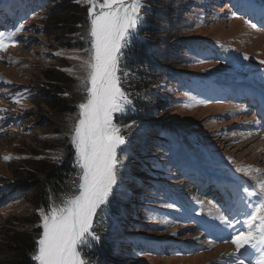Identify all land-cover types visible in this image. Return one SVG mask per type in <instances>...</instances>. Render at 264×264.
Instances as JSON below:
<instances>
[{
    "label": "rangeland",
    "instance_id": "1",
    "mask_svg": "<svg viewBox=\"0 0 264 264\" xmlns=\"http://www.w3.org/2000/svg\"><path fill=\"white\" fill-rule=\"evenodd\" d=\"M12 1L19 18L0 31L21 24L23 30L17 34L15 46L0 52V264L10 259L11 235L27 232L36 237L42 232L38 210L48 207L49 197L59 201L75 191L78 177L70 135L77 105L85 98L81 87L85 73L79 67L91 47L89 5L84 0L68 2L81 11L73 28L52 25L50 20L53 11L64 7L62 0H0V8L7 9ZM240 1L258 8L261 0ZM161 2L158 11L147 9L160 18L158 26L164 32L150 48V54L159 56L164 64L156 70L161 71L157 75L161 78L150 82L157 95L145 98L154 118L129 128L123 118L136 113V107L115 114L126 143L118 152L117 184L104 211L95 218L100 239L83 247L91 264H227L235 251L230 240L204 237L196 244L193 241L200 230L195 222L207 229L211 226L207 220L213 206L196 193V179L206 174L239 178L242 194L255 181L234 168L264 170V129L249 130V110L223 102L222 94L232 85L250 87L248 76L264 60V30L251 29L228 0ZM26 7L30 8L27 17L21 14ZM145 22L146 18L141 26ZM244 55L249 59L244 60ZM46 71L58 72L68 79V85H49ZM260 75L261 71L255 77ZM17 96L19 103L12 99ZM5 155L13 158L5 161ZM143 156L151 160L145 163ZM65 161L69 166L63 191L56 194L51 187H41L40 165L56 168ZM173 167L177 173L172 172ZM183 174L187 180L181 178ZM40 189L43 196L38 204ZM234 196L237 198V192ZM184 207L185 214L181 212ZM100 233L106 242H112L113 262L102 263L96 255ZM215 236L213 239L221 240ZM36 247L35 243L31 264H36L32 260Z\"/></svg>",
    "mask_w": 264,
    "mask_h": 264
},
{
    "label": "snow or ice",
    "instance_id": "2",
    "mask_svg": "<svg viewBox=\"0 0 264 264\" xmlns=\"http://www.w3.org/2000/svg\"><path fill=\"white\" fill-rule=\"evenodd\" d=\"M84 3L89 5L91 47L87 50L88 58L79 67L85 73L81 81L85 98L77 105L78 116L70 135L78 183L74 185L75 191L59 201L49 197L52 202L48 207L38 210L42 232L32 255L36 264H91L83 255V247H91L100 239L94 228L95 218L104 211L117 184L121 164L118 152L126 143L114 115L133 105L130 93L123 89L121 63L144 22L143 0H84ZM245 23L253 30L258 28L256 23ZM22 30L21 24L14 30L0 31V52L7 51L9 45L15 46L16 36ZM243 59L249 57L244 55ZM259 63L264 65V60ZM123 75L126 77L128 73L123 71ZM12 99L19 103L18 96ZM248 123L260 122L253 119ZM12 158L2 157L5 161ZM235 171L250 176L254 186L251 190L244 187L242 194L237 189V199L231 205L223 211L213 207L209 215L232 230L225 242L230 240L235 251L227 264H245L248 257H255L250 264H264V170L238 165Z\"/></svg>",
    "mask_w": 264,
    "mask_h": 264
},
{
    "label": "trees",
    "instance_id": "3",
    "mask_svg": "<svg viewBox=\"0 0 264 264\" xmlns=\"http://www.w3.org/2000/svg\"><path fill=\"white\" fill-rule=\"evenodd\" d=\"M62 1L65 8L63 7L56 12L53 11L52 16L50 17L52 25L69 24L73 28L80 21L79 16L81 15V11L77 7L68 4L69 0ZM143 3L146 6L144 10V18H146V22L143 26L139 27L137 34L131 41L128 49L125 50V56L121 63L122 70L128 73L126 77L123 75V71L121 73L123 89L130 93V98L134 102V105L132 106L136 107L137 110L134 114L125 115L123 122H128V124L132 123L133 126L154 118L151 110L147 109V106H145V98H151V95H157V92L153 91L152 83L150 82H154L157 75H162L160 73L161 71L157 73L156 70L161 67L164 68V64L160 61V57L150 54L152 43H156L161 35H164V32L161 31L158 26V19L160 18H156V16L153 15L154 12L148 13L147 11V9L158 11L159 9L157 7H159L162 2L161 0H143ZM151 70H154V72H151ZM44 78L49 85L61 84L63 87H66L69 83L67 78L62 77L58 72L54 71H46L44 73ZM160 78L161 76L157 77V79ZM135 99H137V101ZM139 105H141L140 108ZM114 122H116L115 115ZM68 166L67 161L63 162L56 168H48L47 166L40 165L38 171H40L44 177V183L41 187H43V185L51 187L56 194H60L64 189L63 187L66 182L65 177ZM42 191L43 190L40 189L37 193L38 204L42 203ZM40 234L41 231L39 230L36 237L27 232L11 235L10 238H8V241L10 242L8 248L11 250L9 253L10 259L7 260L5 264H31L29 257ZM102 236L103 235L101 234V237ZM111 245L112 242H106L105 238L102 237L99 245V252L96 254L102 263H107L108 261L113 262V260H115L112 255H110ZM83 255L85 259L91 261L89 256H86L84 253Z\"/></svg>",
    "mask_w": 264,
    "mask_h": 264
},
{
    "label": "bare ground",
    "instance_id": "4",
    "mask_svg": "<svg viewBox=\"0 0 264 264\" xmlns=\"http://www.w3.org/2000/svg\"><path fill=\"white\" fill-rule=\"evenodd\" d=\"M44 54H46V52H44ZM79 59H77V61H78ZM258 70H254L249 76H248V80H249V84H250V87L251 88H255V89H257V90H259L260 92H261V94H263L264 95V68L263 67H258L257 68ZM260 71L263 73V75H260L259 76V78H257V77H255V75H256V73L257 74H259L260 73ZM254 76V77H253ZM236 84V83H235ZM249 134V133H248ZM192 135V134H191ZM253 135V134H252ZM263 167H264V165H263ZM173 171L172 172H174V173H177V170L176 169H174V167H173V169H172ZM181 170V169H180ZM225 184V183H224ZM255 184V183H254ZM229 194H223V193H221L219 196H218V200L217 201H225L226 200V198H227V196H228ZM207 204V203H206ZM214 207H221V204L219 205V206H217V205H215ZM204 213L205 214H207V211H204ZM209 216V215H208ZM208 217H206L205 219H207ZM207 222L208 223H216V222H218V220H216V219H213V217L212 216H209V219L207 220ZM211 225V224H210ZM218 226V228H217V230H219V232H217L215 235H217V237L219 238V239H222L223 238V236L224 235H226V233L225 232H231L232 230L231 229H228V228H226L225 229V226L224 225H217ZM238 227H240L239 225H237ZM223 227V228H222ZM201 228L202 229H200L199 230V232H197L196 233V236H194L195 238H198V239H194L193 241H195L194 243L196 244V243H198V240L200 241V240H202V238H204L205 237V231H208V230H213V227L212 226H209L208 225V229H207V227H205V226H201ZM216 237V236H215ZM215 237H212V238H215ZM211 238V237H210ZM192 241V242H193ZM190 243V242H189ZM194 245V244H193ZM227 245V244H226ZM196 246V245H195ZM198 246V245H197ZM230 247H231V245H229ZM232 246H234L233 244H232ZM235 247V246H234ZM196 248V247H195ZM259 254L257 253L256 254V256H258ZM251 258H255V257H251Z\"/></svg>",
    "mask_w": 264,
    "mask_h": 264
}]
</instances>
